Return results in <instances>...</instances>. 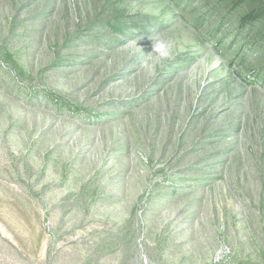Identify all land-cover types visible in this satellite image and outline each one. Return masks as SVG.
Instances as JSON below:
<instances>
[{"label": "rangeland", "instance_id": "rangeland-1", "mask_svg": "<svg viewBox=\"0 0 264 264\" xmlns=\"http://www.w3.org/2000/svg\"><path fill=\"white\" fill-rule=\"evenodd\" d=\"M0 264H264V0H0Z\"/></svg>", "mask_w": 264, "mask_h": 264}, {"label": "clouds", "instance_id": "clouds-1", "mask_svg": "<svg viewBox=\"0 0 264 264\" xmlns=\"http://www.w3.org/2000/svg\"><path fill=\"white\" fill-rule=\"evenodd\" d=\"M153 41V48L150 53L145 55L143 63L149 68V70H154L157 63L162 62L171 55V46L166 42L159 33H155L150 38ZM138 40H133L130 42V47L133 49L140 48L137 46ZM141 49V48H140ZM134 54V52H133Z\"/></svg>", "mask_w": 264, "mask_h": 264}]
</instances>
